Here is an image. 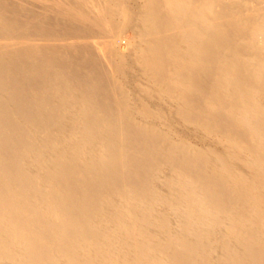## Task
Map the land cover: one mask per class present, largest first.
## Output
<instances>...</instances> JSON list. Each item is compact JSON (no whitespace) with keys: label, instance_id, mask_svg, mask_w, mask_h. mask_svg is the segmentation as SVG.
Here are the masks:
<instances>
[{"label":"bare ground","instance_id":"6f19581e","mask_svg":"<svg viewBox=\"0 0 264 264\" xmlns=\"http://www.w3.org/2000/svg\"><path fill=\"white\" fill-rule=\"evenodd\" d=\"M0 264H264V0H0Z\"/></svg>","mask_w":264,"mask_h":264},{"label":"rangeland","instance_id":"374dc122","mask_svg":"<svg viewBox=\"0 0 264 264\" xmlns=\"http://www.w3.org/2000/svg\"><path fill=\"white\" fill-rule=\"evenodd\" d=\"M125 34H127V35H125V36H128V33H125ZM119 50L123 53V52H125V49H126V52L125 53H129L128 51H129V48H127L128 46H126V44L125 43H122V44H120L119 45ZM128 49V50H127Z\"/></svg>","mask_w":264,"mask_h":264}]
</instances>
